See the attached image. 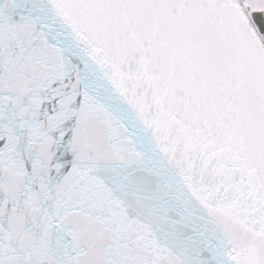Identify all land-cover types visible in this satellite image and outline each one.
<instances>
[{"label":"snow or ice","instance_id":"1","mask_svg":"<svg viewBox=\"0 0 264 264\" xmlns=\"http://www.w3.org/2000/svg\"><path fill=\"white\" fill-rule=\"evenodd\" d=\"M0 264H264V0H0Z\"/></svg>","mask_w":264,"mask_h":264}]
</instances>
